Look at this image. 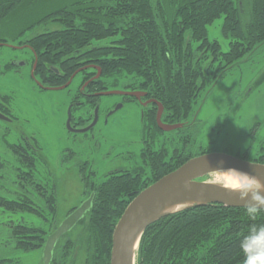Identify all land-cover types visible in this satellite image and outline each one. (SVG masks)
<instances>
[{"label": "trees", "instance_id": "1", "mask_svg": "<svg viewBox=\"0 0 264 264\" xmlns=\"http://www.w3.org/2000/svg\"><path fill=\"white\" fill-rule=\"evenodd\" d=\"M243 1L0 0V24L22 9L31 13L12 35L0 28V42H9L10 35L18 44L29 43L38 58L34 74L48 86H60L92 59L102 75L89 89L106 91L122 83L124 89L146 90L163 104L164 122L186 125L200 94L264 43V0H252L247 21ZM220 17L223 35L230 39L227 51L209 37L208 27ZM50 23L59 27L23 40L26 31ZM76 54L85 61L75 65ZM50 63L64 69V80L44 78ZM144 126L148 134L160 130L156 108L146 113ZM7 132L1 135L4 141ZM3 147L13 160L0 159V181L15 186H0V221H6L2 229L7 242L23 251L43 250L57 225L56 184L41 174L45 161L35 138L20 136ZM261 150L250 161L264 163V146ZM204 153L177 150L166 160L164 151L145 147L141 157L149 166L146 176L143 168L122 169L98 181L94 170L83 167L81 181L94 193L92 205L70 231L76 236L69 232L56 244L50 264H73L80 251L86 252L85 264H110L113 231L128 204L147 186ZM237 156L248 160L247 153ZM27 217L33 222L27 223ZM252 223H264V215L250 221L245 208L222 204L166 215L144 231L136 264H242L239 240ZM0 264L15 262L2 258Z\"/></svg>", "mask_w": 264, "mask_h": 264}, {"label": "rangeland", "instance_id": "2", "mask_svg": "<svg viewBox=\"0 0 264 264\" xmlns=\"http://www.w3.org/2000/svg\"><path fill=\"white\" fill-rule=\"evenodd\" d=\"M243 5L244 20L247 21L252 12V0H244ZM29 12L26 8L16 12L10 19L2 22L0 28L4 33L14 34L20 25H24V20L31 19ZM223 21L224 17L216 19L208 27V31L209 37L218 40L222 50L227 51L230 39L223 35ZM58 27L52 23L35 26L25 32L23 40ZM7 38L12 47L19 46L18 40H12L10 35H7ZM17 58L29 60L31 63L32 54L27 50L0 48V101L9 107V114L4 113L15 118L11 123L0 119V159L13 160L5 151L7 148L3 147L5 143H14L20 136L36 139L45 161V165L40 167L41 174L48 176L57 188L56 228L68 216L69 211L79 206L89 194L88 191L84 192L81 167L94 170L98 181L107 173L121 168H143L146 176L149 174V166L143 161L141 153L148 146L155 151H164L166 160L177 150L196 153L205 149L207 153L220 152L235 156L247 153L248 160L258 153H263L264 43L200 94L188 125L148 134L140 122V109L128 104L107 124L101 118L95 129L96 139L91 140L85 139L83 134L70 133L65 127L68 111L65 98L68 91L49 88L42 90L31 67L27 65L18 70L8 63ZM118 84L111 90L124 89L122 83ZM117 99L121 100L120 97ZM134 109L138 114L130 117L127 122L123 121L128 114L126 111ZM4 132H10L6 134L5 141L1 138ZM6 172L7 175L11 174ZM215 179H218L217 173L204 178L210 182L223 183ZM1 185L11 190L15 188L8 181H0ZM11 218L15 220L14 217ZM4 222L6 221H0V259H10L15 264H44L43 250L23 251L15 249L7 242L5 231L2 229L5 227ZM26 222H33L32 217ZM68 236L74 238L76 232H70ZM63 242L64 240H61V243ZM85 260L86 252L80 251L73 264H85Z\"/></svg>", "mask_w": 264, "mask_h": 264}, {"label": "water", "instance_id": "3", "mask_svg": "<svg viewBox=\"0 0 264 264\" xmlns=\"http://www.w3.org/2000/svg\"><path fill=\"white\" fill-rule=\"evenodd\" d=\"M37 62L34 65L36 66ZM102 72L98 67V74ZM32 76H34L32 74ZM73 77L63 86L49 88L60 90L70 84ZM100 95H125L135 96L141 99L145 92L109 90L99 93ZM158 107L157 125L164 131H170L183 124H166L162 121L164 106L161 102L154 101ZM117 108L116 110H118ZM67 127H70V111L68 114ZM78 132L88 131L96 122ZM0 119H9L0 112ZM219 169H237L256 176L264 183V163H258L235 155L210 152L194 156L174 171L164 175L156 182L139 192L128 204L121 218L115 226L112 235V249L110 264H136V256L140 239L144 231L160 218L198 205L222 204L228 207L245 208L239 194L226 185L202 180L208 175L225 172ZM94 193L88 199L75 208L59 225L48 235L43 248L44 264H50L53 252L58 241L85 216L92 205ZM181 206V207H179ZM179 208V209H178Z\"/></svg>", "mask_w": 264, "mask_h": 264}, {"label": "flooded vegetation", "instance_id": "4", "mask_svg": "<svg viewBox=\"0 0 264 264\" xmlns=\"http://www.w3.org/2000/svg\"><path fill=\"white\" fill-rule=\"evenodd\" d=\"M33 37V36H32ZM31 38V37H29ZM9 42H0V48L2 47H9L12 48L13 50H27L29 53L32 54V60L31 63L29 60L26 59H11L8 63L11 65H14L16 69L20 70L21 67L24 66H29L31 67V71L35 73V70L37 69V64L34 68L36 60H38L36 56V52L34 49L31 47L29 43H24V44H18L19 46H13L8 44ZM80 54H76L73 56L76 60L75 65L83 63L85 60L80 58ZM66 58L63 59L65 61ZM92 59H88L86 61H90L85 65H81L78 67L74 73L70 76L68 80H66L63 84L60 86H48L42 83L41 80L40 82V88L42 90H48L47 88H56V87H61L65 85L71 77H73L72 81L68 86H66L63 89H66L68 91L67 97L65 98V102H67V115H66V121H65V127L66 129L73 134H84L85 139L91 140V139H96V125L99 123L101 118L103 119L104 123L107 124L113 117L119 114V111H123L125 109V106L130 104L133 106H136L140 109V122L143 125L144 130H146L144 126V118L147 114H150L153 108H156V118H157V112H158V107L156 103L154 102L156 99L152 97L146 90L143 89H123L124 91H141L145 92L146 95L142 96L141 99L136 98L135 96H125V95H100L99 93L103 91H99L97 89H89L88 86L91 85V83L97 81L101 75L98 74V66L96 65L95 62L91 61ZM7 64V63H6ZM1 66V65H0ZM1 70V68H0ZM6 71V70H4ZM46 76L44 75V78L46 79H51L54 81H62L65 79V74L66 72L64 69H57L54 67L51 63L48 64V66L45 68ZM32 75V74H31ZM54 76V77H53ZM33 77V76H32ZM84 78H86L85 81ZM56 79V80H55ZM82 84V85H81ZM74 86V87H73ZM52 90V89H51ZM107 91V90H106ZM117 97H120L121 100H118ZM75 110L73 111V109ZM77 108V109H76ZM119 108L118 110H116ZM3 110V111H2ZM70 111V127H67V120H68V114ZM0 112L6 115L9 119L4 120L9 123L14 122L15 118L7 115L9 114V107L6 105L3 101H0ZM6 112V113H4ZM128 114L126 115L125 119L123 118V121L127 122V120L130 117H135L138 112L136 109L134 111H126ZM164 112V111H163ZM97 114V122L86 132H78L79 130L85 129L89 126H91L95 120ZM163 116V114H162ZM163 121V120H162ZM164 122V121H163ZM166 124H173V123H167ZM157 124V121H156ZM178 124V123H177ZM183 124V123H182ZM184 125V124H183ZM158 126V125H157ZM159 128V127H158ZM100 131V130H99ZM101 134V133H100ZM26 139L27 138H33L30 136H24ZM83 167H81L82 169ZM87 168V167H86ZM80 169V175L82 174ZM121 169H116V170H122ZM92 171V169H89ZM114 172V171H111ZM109 172V173H111ZM85 189V187H84ZM88 191V190H84ZM93 193V192H92ZM88 194L87 198L92 194ZM87 198H84L83 201H85ZM80 203V204H81ZM77 207V206H76Z\"/></svg>", "mask_w": 264, "mask_h": 264}, {"label": "clouds", "instance_id": "5", "mask_svg": "<svg viewBox=\"0 0 264 264\" xmlns=\"http://www.w3.org/2000/svg\"><path fill=\"white\" fill-rule=\"evenodd\" d=\"M233 177L226 186L239 194L244 201L245 214L250 221L264 215V183L259 178L237 169H219ZM243 254L242 264H264V223H252L239 240Z\"/></svg>", "mask_w": 264, "mask_h": 264}, {"label": "bare ground", "instance_id": "6", "mask_svg": "<svg viewBox=\"0 0 264 264\" xmlns=\"http://www.w3.org/2000/svg\"><path fill=\"white\" fill-rule=\"evenodd\" d=\"M218 179H215L217 181L223 182L222 184L224 185H228L231 180L233 179V177L231 176V174L227 173V172H220L219 174L217 173ZM212 180V179H211ZM181 207V206H179ZM179 209V208H178Z\"/></svg>", "mask_w": 264, "mask_h": 264}]
</instances>
